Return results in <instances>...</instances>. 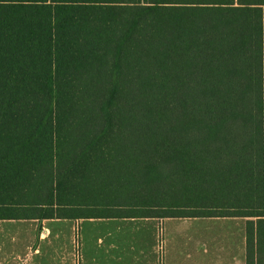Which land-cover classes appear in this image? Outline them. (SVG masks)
I'll use <instances>...</instances> for the list:
<instances>
[{
	"label": "trees",
	"instance_id": "16d2710c",
	"mask_svg": "<svg viewBox=\"0 0 264 264\" xmlns=\"http://www.w3.org/2000/svg\"><path fill=\"white\" fill-rule=\"evenodd\" d=\"M226 216L264 264V0H0V219Z\"/></svg>",
	"mask_w": 264,
	"mask_h": 264
},
{
	"label": "crops",
	"instance_id": "0c3cea01",
	"mask_svg": "<svg viewBox=\"0 0 264 264\" xmlns=\"http://www.w3.org/2000/svg\"><path fill=\"white\" fill-rule=\"evenodd\" d=\"M244 219H0V264H247ZM65 238L73 247L63 246ZM38 239L45 246L34 247Z\"/></svg>",
	"mask_w": 264,
	"mask_h": 264
},
{
	"label": "rangeland",
	"instance_id": "374dc122",
	"mask_svg": "<svg viewBox=\"0 0 264 264\" xmlns=\"http://www.w3.org/2000/svg\"><path fill=\"white\" fill-rule=\"evenodd\" d=\"M85 218H87V217H85ZM208 218H213V217H208ZM244 222H245V224H247V219L245 218L244 220H243ZM172 222H174V223H179L177 220H175V221H172ZM19 224V223H18ZM81 224H83V223H81ZM86 224V223H85ZM84 226V225H83ZM85 228H86V226H84L83 227V229H82V231H81V233H83L84 231H85ZM68 232L70 233V235H71V237H72V234H73V231L70 229V230H68ZM76 233H77V240L79 241L80 239V237H79V227H78V229H76ZM62 242H63V246H66V244L65 243H68V245H70V247H73V242H72V240H71V242H70V240L68 239V241H67V239L65 238V239H63L62 240ZM1 245V244H0ZM13 245H18V243L17 242H15V243H13ZM43 245L45 246V244L43 243V241H40V239H38L37 240V242L34 244V247H43ZM19 246V245H18ZM27 246V245H26Z\"/></svg>",
	"mask_w": 264,
	"mask_h": 264
}]
</instances>
